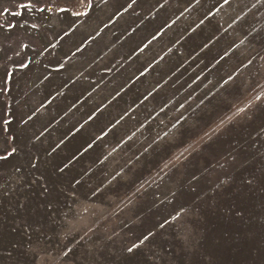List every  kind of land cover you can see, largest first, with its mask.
<instances>
[{"label": "rangeland", "instance_id": "374dc122", "mask_svg": "<svg viewBox=\"0 0 264 264\" xmlns=\"http://www.w3.org/2000/svg\"><path fill=\"white\" fill-rule=\"evenodd\" d=\"M0 264H264V0H0Z\"/></svg>", "mask_w": 264, "mask_h": 264}, {"label": "snow or ice", "instance_id": "6c2138e0", "mask_svg": "<svg viewBox=\"0 0 264 264\" xmlns=\"http://www.w3.org/2000/svg\"><path fill=\"white\" fill-rule=\"evenodd\" d=\"M134 247H135V245H134ZM129 251H131V249H129Z\"/></svg>", "mask_w": 264, "mask_h": 264}]
</instances>
